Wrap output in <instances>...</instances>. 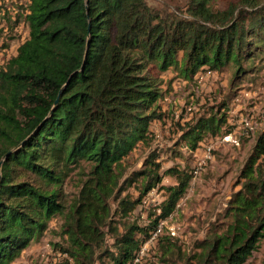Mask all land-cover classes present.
Wrapping results in <instances>:
<instances>
[{"label":"trees","instance_id":"trees-1","mask_svg":"<svg viewBox=\"0 0 264 264\" xmlns=\"http://www.w3.org/2000/svg\"><path fill=\"white\" fill-rule=\"evenodd\" d=\"M216 1L189 0L175 13L147 0H29V35L0 68V264H12L55 216L64 219L67 244L60 249L74 264L94 263L124 159L149 143L151 123L162 116L160 72L173 67L192 78L228 66L237 78L264 53V3L247 0L253 10L216 15ZM225 116L212 113L185 130L190 150L206 135L230 133ZM82 161L90 170L68 205L63 186ZM149 165L138 173L146 178L140 197L120 201L124 213L160 182V164ZM164 174L176 183L164 187L160 213L117 235L115 250L101 251L99 264H133L159 221L174 212L192 175L175 167ZM239 177L228 222L198 243L195 264H245L264 238V129ZM166 241L164 253L173 249Z\"/></svg>","mask_w":264,"mask_h":264},{"label":"rangeland","instance_id":"rangeland-1","mask_svg":"<svg viewBox=\"0 0 264 264\" xmlns=\"http://www.w3.org/2000/svg\"><path fill=\"white\" fill-rule=\"evenodd\" d=\"M246 1L217 0L214 13L220 15L233 8L235 13L253 10ZM255 1L260 6L264 3V0ZM147 2L163 11L182 13L189 0ZM28 3L29 0H0V68L16 55L29 35V26L24 20ZM207 71L192 78H186L173 67L160 72L162 116L151 123L149 143H140L124 159L126 169L116 196L110 199L112 211L108 224L103 227L105 240L101 251H114L117 235L129 225L147 226L160 213L159 205L166 197L164 187L176 183L175 176L164 174L169 167L187 171L192 178L174 212L161 222V230L153 232L142 245L137 264H195L190 257L199 251L198 243L221 231L228 222L227 203L241 187L240 171L264 129V53L255 57L237 78L228 66ZM212 113H224V127L231 132L206 135L195 151L190 150L182 133L199 118ZM151 160L160 164V182L142 197L134 210L124 213L120 210V201L140 197L146 178L138 173L147 170ZM89 170L90 164L82 161L66 179L63 198L68 205ZM63 220L60 216L53 217L40 238L27 246L12 264H74V259L60 249L67 244ZM166 239L173 243L168 253L163 252L164 243H168ZM101 251H96L93 264H99ZM245 264H264V238Z\"/></svg>","mask_w":264,"mask_h":264},{"label":"built area","instance_id":"built-area-1","mask_svg":"<svg viewBox=\"0 0 264 264\" xmlns=\"http://www.w3.org/2000/svg\"><path fill=\"white\" fill-rule=\"evenodd\" d=\"M208 73H210L211 71L210 70H208L207 71ZM228 136H231V135H227L226 137H228ZM229 138V137H228ZM208 150H210V148L208 149ZM195 173L197 172V171H194ZM162 221H164V220H161V221H159V223H158V225H157V227H156V229L153 231V232H155V233H157L158 231H160L161 230V228H162ZM153 232L151 233V236H152V234H153ZM151 236H150V238H151ZM149 238V239H150ZM142 248V247H141ZM141 248L139 249V251L141 250ZM139 251H137V253H136V256H135V259H134V261H133V264H137V262L139 261V259H138V252Z\"/></svg>","mask_w":264,"mask_h":264}]
</instances>
